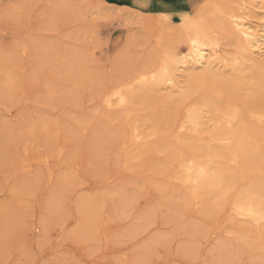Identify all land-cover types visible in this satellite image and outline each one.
Segmentation results:
<instances>
[{
  "label": "rangeland",
  "instance_id": "rangeland-1",
  "mask_svg": "<svg viewBox=\"0 0 264 264\" xmlns=\"http://www.w3.org/2000/svg\"><path fill=\"white\" fill-rule=\"evenodd\" d=\"M65 1L60 8V0H0V54L16 62L18 78L12 101L7 89L0 91V129L8 126L15 143L28 144L31 156L39 158L35 162L23 156L34 163L32 172H24L13 150L11 159L0 157V205L4 203L6 209L3 219L7 216L0 235L5 241H0V264H217L221 249L228 251L223 264H248L252 258L244 263L237 256L239 243L224 229L215 230L212 221L205 224L196 208L186 207L181 213L170 206L168 200L183 195L184 189L163 172L174 154L169 137L159 134L133 168H122L126 152L119 142L127 126L107 122L101 111L93 115L96 105L91 91L139 67L150 58L161 27L177 33L181 23L195 14L201 17L212 6L211 0ZM120 36L123 41L117 46ZM220 41L226 54L234 53L237 40L225 29ZM44 42L53 44L57 60L44 57L37 48ZM23 44L28 45L25 52L18 51ZM73 63L80 71L75 78L80 83L65 85L61 73ZM3 65L0 61V72ZM49 86L57 92L48 102L43 97ZM160 106L153 98L138 113L158 117ZM31 115L51 125L59 123L56 143L75 155L74 165L82 169L81 174L75 171L61 179L70 169L61 157L49 156L45 139L29 131ZM74 117L90 118L85 133L77 131ZM95 133L99 139H92ZM255 178L260 181L261 177ZM250 180L240 178L239 187L248 186ZM157 181L163 184L154 188ZM83 196H103L100 210L110 237L107 247L99 237L84 240L78 228L76 205ZM214 196L211 192L209 198Z\"/></svg>",
  "mask_w": 264,
  "mask_h": 264
},
{
  "label": "bare ground",
  "instance_id": "bare-ground-1",
  "mask_svg": "<svg viewBox=\"0 0 264 264\" xmlns=\"http://www.w3.org/2000/svg\"><path fill=\"white\" fill-rule=\"evenodd\" d=\"M144 1L135 0L138 4ZM208 3L212 6L201 17L195 14L196 17L187 19L177 33L161 27L151 47L152 54L148 53L150 58L147 56L139 67L91 91L96 105L93 115L101 111L107 122L127 126L121 131L119 142L126 152L122 168H133L134 161L144 156L159 134L169 137L174 154L163 172L170 182L184 189L183 195L175 194L168 200L170 206L177 207L181 213L186 207L196 208L205 224L212 221L215 230L224 229L239 243L236 253L244 263L252 258L248 264H259L264 262V0ZM58 4L64 8L66 1L60 0ZM223 29L237 40L232 54H226L221 46ZM122 41L123 36L117 37L115 44L118 46ZM51 45L44 42L42 48H37L43 50L44 57L55 61L59 56L53 53L55 48ZM27 46L23 44L18 51L25 52ZM0 61L4 63L0 91L7 89L12 101L18 83L16 62L1 54ZM76 71L75 63L65 73L61 71L65 85H76V74L80 72ZM56 92L53 86L45 88L43 99L49 102ZM153 98L162 105L161 111H157L159 118L154 113L140 116L138 112H143ZM73 120L79 133L88 130L90 118ZM27 121L29 131L45 139L49 156L61 157L70 169L60 176L62 180L76 174L75 171L81 174L82 169L74 165L75 155L67 154L56 143L60 136L59 123L52 126L45 118L32 115ZM7 127L0 129V157L11 159L13 150L20 170H31L32 162L39 158L31 156L28 144L15 143ZM99 137L95 133L92 139ZM26 155L33 161L27 159V162L23 158ZM246 176L250 183L239 187V179ZM255 176L261 177L260 181ZM158 184L163 183L157 181L154 188H159ZM211 192L215 193L212 199ZM12 193L16 196L17 190ZM77 201L78 228L84 233V240L99 237L107 247L110 237L100 210L103 196H83ZM3 204L0 235L7 222L4 221L7 216L3 219L6 210ZM69 237L72 239L70 234ZM226 252L223 249L217 252V264H223Z\"/></svg>",
  "mask_w": 264,
  "mask_h": 264
}]
</instances>
